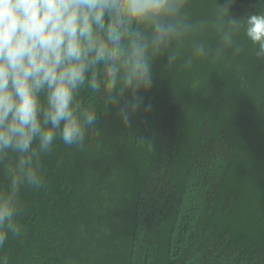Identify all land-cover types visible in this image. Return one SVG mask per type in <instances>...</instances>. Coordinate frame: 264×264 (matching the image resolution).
<instances>
[{"label":"trees","instance_id":"obj_1","mask_svg":"<svg viewBox=\"0 0 264 264\" xmlns=\"http://www.w3.org/2000/svg\"><path fill=\"white\" fill-rule=\"evenodd\" d=\"M189 9L225 28L239 20L234 46L217 55L210 24L180 43L175 64L158 57L141 93L150 108L130 127L102 93L82 90L97 122L83 151L57 140L36 162L44 183L21 189L23 234L0 248L9 264H264V59L243 28L264 4L190 0ZM193 42L209 54L187 67Z\"/></svg>","mask_w":264,"mask_h":264},{"label":"clouds","instance_id":"obj_2","mask_svg":"<svg viewBox=\"0 0 264 264\" xmlns=\"http://www.w3.org/2000/svg\"><path fill=\"white\" fill-rule=\"evenodd\" d=\"M232 0H228L231 4ZM264 4V0H260ZM190 0H0V248L9 235L22 236L16 218L24 211L22 188L44 183L36 162L54 142L85 149L86 130L97 122L94 110L78 99L82 90L102 93L121 123L141 107L142 92L152 88L153 66L167 56L168 65L182 56L180 43L210 24L220 32L219 55L234 46L241 22L227 28L209 19L194 20ZM228 11V5L221 14ZM248 41L264 59V9L243 23ZM239 51V49H236ZM209 50L193 42L183 64ZM151 147V145H149ZM0 264H9L0 255Z\"/></svg>","mask_w":264,"mask_h":264}]
</instances>
